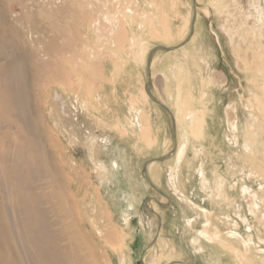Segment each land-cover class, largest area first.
Instances as JSON below:
<instances>
[{
	"label": "rangeland",
	"instance_id": "374dc122",
	"mask_svg": "<svg viewBox=\"0 0 264 264\" xmlns=\"http://www.w3.org/2000/svg\"><path fill=\"white\" fill-rule=\"evenodd\" d=\"M36 1L1 6L21 30L72 43L46 59L69 74L42 81L43 110L106 264H264V0H58V32L44 14L24 19ZM54 91L80 140L48 117H64ZM90 133L118 163L111 180L88 157Z\"/></svg>",
	"mask_w": 264,
	"mask_h": 264
},
{
	"label": "bare ground",
	"instance_id": "6f19581e",
	"mask_svg": "<svg viewBox=\"0 0 264 264\" xmlns=\"http://www.w3.org/2000/svg\"><path fill=\"white\" fill-rule=\"evenodd\" d=\"M3 1L0 0V264H106L98 245L104 233H96L98 238L96 235L90 238L77 219L75 207H72L76 177L72 175L71 178L65 171L64 158L56 146L58 140L52 137L43 110L48 86L42 81L47 83L49 79L69 74H63L66 71L61 70L63 62L60 60L53 63L46 59L64 51L68 57L72 43L64 35L60 36L61 41L47 34L39 36L43 29L37 26L21 30L16 19L1 6ZM26 1L20 0L22 5ZM40 1L39 5L35 4L33 12L27 10L31 4H24L27 6L24 19L35 22L36 15L44 14L51 19L50 22L53 21L55 31H60L61 23L56 29L57 22L67 14L64 12L68 7L63 3L56 4L58 0ZM153 1H148L147 5L144 3V8L168 9L161 1L160 5ZM32 35L38 37L33 39ZM28 36L32 38L29 40V37V41ZM31 43L38 45L34 52L27 47ZM51 97L58 102L61 95L54 91ZM59 103L64 117L61 114V120L57 121L53 108L49 109L48 117L52 118L55 127L61 128L67 141L80 140L82 132L78 117L64 110L67 105L64 99ZM64 120L67 126L63 124ZM175 121L177 124L180 120L175 118ZM84 141L98 174L111 180L117 171V161L111 158V153L103 151V141L96 134H87ZM125 168L132 171L127 165ZM128 174L130 178L133 176L132 172ZM81 186V182L77 184L78 191Z\"/></svg>",
	"mask_w": 264,
	"mask_h": 264
}]
</instances>
